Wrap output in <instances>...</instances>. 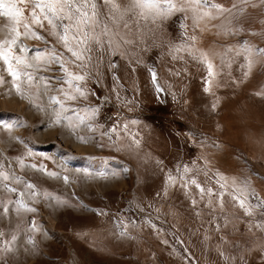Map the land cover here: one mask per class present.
Instances as JSON below:
<instances>
[{"label": "rangeland", "instance_id": "374dc122", "mask_svg": "<svg viewBox=\"0 0 264 264\" xmlns=\"http://www.w3.org/2000/svg\"><path fill=\"white\" fill-rule=\"evenodd\" d=\"M216 2L230 7L233 0ZM256 3V7L247 6L240 19L243 31L238 36L217 35V29L211 27L203 32L195 30L196 47L209 53L215 70L222 67L218 54H222L226 46L235 47L248 41L264 48V5L258 0ZM181 19L182 14H177L166 22L165 39L180 41ZM3 23L0 20V26ZM186 23L189 34H193L191 19ZM200 27H204L203 22ZM38 31L47 36L43 30ZM6 38L7 31L0 27V40ZM47 38L50 45L56 44L54 38ZM24 43L37 50L44 48L43 42L37 39L27 38ZM167 52L166 47H154L141 53L139 65L134 57L114 58L119 63L115 74L123 85L120 97L135 101L127 107L117 100L113 91L114 70L108 68L107 54L102 57L99 83L95 75L88 83L95 92L91 103L103 105L99 123L111 128L123 121H138L137 125L130 126L132 132L142 137L138 155L100 148L98 135L92 141L79 139L67 123L54 124L50 110H38L35 102L30 104L28 96L17 93L11 78L6 76L8 83L0 85V163L4 170L11 166L17 175L39 190L69 201L67 206H57L54 200L41 198L36 204L28 202L37 208L36 213L17 216L12 210L7 217L0 215V230L10 233L20 226L21 238L16 244L18 258L10 260L9 264H229L220 256L217 246L225 255L235 256V264H264V233L255 229L248 231V220L242 210L236 212L240 219L234 222L235 230L229 227L217 232L206 211L198 218L190 210V202L178 185L169 188L168 198L163 197L169 172L175 174L177 165L191 166L193 161L203 165L200 158L206 156L213 173L218 170L229 178H250L252 186L264 198V94L258 95L264 93V66L258 63L245 77L246 69L241 67L244 58H237L230 69L224 66L220 71L217 77L220 86L214 89L213 95L203 91V78L207 75L203 64L186 53L182 54L184 60H173ZM151 67H155L158 82L165 89L159 97L151 81ZM169 69L187 71L175 76ZM47 74L60 75L59 66L53 65ZM172 93L176 94V99ZM105 97L108 103H103ZM217 98L219 103L213 110ZM43 104L47 108L46 98ZM3 121L13 125L11 131L3 126ZM77 131L79 135H89L86 128ZM204 137L209 143H219L220 150L202 148ZM103 142H107L106 137ZM29 151L32 156L26 155ZM16 157H22L26 166L21 168ZM33 163L37 168L44 164L45 172L28 167ZM122 167L129 171L122 172ZM85 169L93 177L84 176ZM47 171L59 172L60 178L48 177ZM100 171L106 172L107 178L96 176ZM112 171L121 174L112 176ZM64 176L68 177V183L64 182ZM18 187L22 190V186ZM157 193L161 196L157 197ZM0 198L15 199L16 196L0 189ZM227 201L225 196L226 207L231 212ZM137 205L145 211L141 212ZM157 208L161 210L159 220L155 219ZM96 210L107 215L98 214ZM146 216H151L164 230L160 236L142 223ZM33 220L39 229L33 237L35 248L26 243L27 236L23 234L24 227L30 226ZM119 221L128 225L127 231L135 239L117 238L123 226ZM133 221L139 226L133 227ZM172 233L183 241L182 245L175 242ZM205 235L209 237L207 241ZM162 239H167L169 244H163ZM185 248L191 255L190 260L181 258L187 255Z\"/></svg>", "mask_w": 264, "mask_h": 264}, {"label": "snow or ice", "instance_id": "6c2138e0", "mask_svg": "<svg viewBox=\"0 0 264 264\" xmlns=\"http://www.w3.org/2000/svg\"><path fill=\"white\" fill-rule=\"evenodd\" d=\"M258 2L264 5V0ZM248 5L256 7V0H233L230 7H225L216 0H125L124 3L118 0H99V2L98 0H0V20L4 21L0 27L8 33V38L0 40V85L8 83L6 76L10 77L17 93L28 96L30 104L35 102L38 110H50L53 114V123L57 125L67 123L70 131L76 132L79 139L92 141L98 135L100 140L98 147L138 155L141 151L142 137L138 132H132L130 127L137 125L138 121H123L106 128L104 124L99 123L103 105L91 103L95 92L88 87V83L93 80L94 75L99 83L102 57L107 54L110 58L108 68L110 71L114 70L113 91L117 100L126 107L134 104L135 101L120 97L119 90L123 89V85L119 83V77L115 74L119 70V63L114 58L134 57L136 64L139 65L142 62L141 53H146L154 47H166L167 54L173 60H184L182 54L186 53L192 60L203 64L207 70V75L203 78V91L214 95V89L220 86L217 77L224 66L230 69L235 60L243 56L245 63L241 67L246 69L244 76L247 77L258 63L264 66V48L252 45L248 41L235 47L226 46L224 52L218 54L222 67L217 71L209 53L196 47L195 42L198 38L194 32L196 29L203 32L211 27L217 29V35L238 36L243 31L240 19L245 15ZM177 14H182L178 43L164 38V25ZM189 19L192 22L193 34H189V25L186 23ZM215 20H219L220 23H210ZM202 22L204 27H200ZM38 29L54 38L56 44L50 45L47 36L41 34ZM27 38L42 41L44 48L37 50L30 47L24 43ZM56 45H59V48ZM53 65L59 66L60 75L47 74L52 71ZM132 70L135 71V68ZM181 71L186 72L187 69L175 71L169 69V72L175 76H180ZM149 72L159 97L165 93V89L158 82L155 67L149 68ZM65 84L67 87L64 86ZM262 94L264 93H258V95ZM172 95L173 99H176V94L172 93ZM44 98L48 102L47 108L43 104ZM103 103H108L107 97L104 98ZM218 103L217 98L212 105L213 110ZM18 122L23 123V121ZM2 124L11 131L13 125L10 122L3 121ZM82 127L87 129L89 135H79L77 130ZM105 137L107 142H103ZM200 146L217 151L221 147L219 143H209L206 137L201 140ZM26 155L32 156L33 153L29 151ZM15 159L21 168L26 166L22 157ZM200 159L203 160V165L193 161L191 166L177 165L175 174L172 172L167 174L163 197L168 198L169 188L178 185L190 202V210L194 211L198 218H202L206 211L207 215L211 216L217 232L229 227L235 230L234 222L240 219L236 212L242 210L244 218L248 220V231L253 232L255 229L264 233V198L252 186L250 178H229L218 170L213 173L206 156H201ZM28 167L40 172H45L46 169L44 164H40L39 168L34 163ZM128 171L127 167H122V172ZM120 174L121 172L118 171L111 172L112 176ZM46 175L60 178V173L56 171H47ZM83 175L93 177V174L86 169L83 170ZM96 176L107 178L108 174L100 171ZM63 179L68 183L67 176ZM13 184L17 186H10ZM18 186H22V190ZM193 188L196 189L195 192L192 191ZM0 189L16 196L15 199L0 198V210H2L0 215L5 217L12 210L17 216L22 213H36L37 208L30 206L28 202L36 204L41 198L46 201L54 200L57 206L69 205L68 200L47 190H39L35 184L17 175L11 166L4 170L2 163H0ZM156 195L160 197L161 193ZM225 196L228 197L227 203L232 207L231 212L226 207ZM80 206L84 207L82 203ZM137 207L141 212L145 211L139 205ZM96 211L98 214L107 215L99 210ZM160 211L159 208L155 209L156 220L160 218ZM118 223L123 225L118 233V239H135L129 235L127 224L123 221ZM142 223L151 227L157 236L164 231L157 226L151 216L144 217ZM132 226L139 225L133 221ZM36 231L39 229L34 220L30 222V226L23 229V234L27 236L26 243L32 248L36 247L33 238ZM172 236L177 244H183L175 233H172ZM20 238L19 225L10 233L0 230V264H9L10 260L14 261L18 258L19 249L16 244ZM208 239L209 237L205 235L204 240ZM162 243L168 245L169 241L162 239ZM217 251L229 264H235V256L225 255L220 251L219 246ZM173 252H176L175 248ZM184 252L187 255L181 258L190 260L191 255L187 248ZM176 254L180 255L178 252Z\"/></svg>", "mask_w": 264, "mask_h": 264}]
</instances>
